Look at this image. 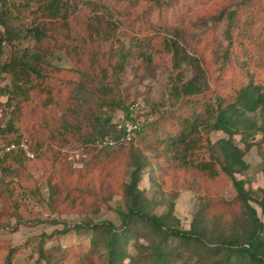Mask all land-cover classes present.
I'll use <instances>...</instances> for the list:
<instances>
[{
  "label": "rangeland",
  "instance_id": "obj_1",
  "mask_svg": "<svg viewBox=\"0 0 264 264\" xmlns=\"http://www.w3.org/2000/svg\"><path fill=\"white\" fill-rule=\"evenodd\" d=\"M40 1L0 0V38L4 39L0 58L6 60L24 51L39 53L48 75L41 84L44 91L39 87L30 93L29 100H22L19 95L23 94L19 93L18 99L6 106L7 96L0 97V149L8 140L22 136L29 138L33 148L41 152L34 153L32 160L0 165V260L14 249L11 264H35L39 247L50 255L70 246L77 247L80 259L91 246V229L61 231L66 225L88 221L120 225L119 210L126 208L123 194L115 188L127 179L132 157L141 151L156 161L153 167L159 164L162 167L153 172L154 179L146 168L138 181L147 197L149 212L160 215L170 211V221L181 229L190 228L198 210L211 230L218 215L224 216L218 229H229L233 219L239 222L242 206L227 176L211 178L207 172L195 171L180 174L173 166H167L163 157L156 160V154L138 141L113 151V172L107 177L109 166L103 172L102 167H95L94 177L89 175L83 180L78 191L66 192L72 186L67 170L91 168L93 162L103 164L95 160L99 156L97 150H82L80 142L73 139L63 144L58 132L63 120L75 126L76 138L91 131L87 119L92 120L97 114L101 97L89 92L101 85L103 74L109 89L107 100L122 103L124 107L133 100H141L138 114L142 122H151L169 109L168 86L175 72L172 54L164 42L168 30L171 37L177 29L173 38L178 41L180 51L191 57L183 63L186 77L193 75L200 65L211 94L221 93L231 82L236 87L238 78L247 72L261 79L264 77V0L248 2L245 7L239 5L243 0H59L60 9L53 19L45 16L46 11L37 10ZM238 6L244 9L242 32L230 43L227 13ZM42 21L41 27L48 37L37 40L27 29ZM61 31L71 35L65 45H59L64 39ZM121 47L130 50L133 56L122 58L120 54L125 53ZM140 51L145 53V61L134 59ZM116 63L121 69L113 68ZM6 84H10V76L2 73L0 86ZM112 106L104 108L110 121L100 124L103 130H109L123 110V106ZM262 111H247L246 115L264 125ZM165 116L168 120L170 115L165 113ZM201 133L206 134L204 130ZM206 136L209 142L205 138L203 158L213 154L221 162L217 141L227 134L209 131ZM233 139L242 150L246 143L250 144L243 155L247 168L234 175L245 182L254 199L264 198V132L248 135L245 140L241 134H235ZM250 204L263 219L260 207L254 201ZM135 227L127 248L138 258L136 241L146 245L152 241L153 234L148 233L145 238L141 233L145 234L146 228ZM108 234L109 229L102 227L97 238L103 239ZM189 254L184 249L172 264L194 262L195 256L189 258ZM96 263L101 262H95L93 257L84 262ZM137 264L147 263L137 259Z\"/></svg>",
  "mask_w": 264,
  "mask_h": 264
},
{
  "label": "trees",
  "instance_id": "obj_2",
  "mask_svg": "<svg viewBox=\"0 0 264 264\" xmlns=\"http://www.w3.org/2000/svg\"><path fill=\"white\" fill-rule=\"evenodd\" d=\"M251 1L254 0H243L239 5L245 7V4ZM60 3L59 0H41L37 5V10L46 11L45 16L53 19L58 15ZM243 14L244 9L240 10L239 6L227 13L228 28L226 32L230 43L235 39L237 40L240 32H242L241 20ZM42 25L43 21L29 27L27 31L35 36L37 40H41L48 37L41 27ZM61 32L64 39L59 45H65L70 40L71 35H68L67 32L64 34V31ZM177 32V29H175L173 35ZM8 33L9 30H6L5 34ZM170 33L171 31L168 30L164 37L166 48L172 54V68L175 72L168 86L170 107L166 109L167 111H162L153 121H143L140 129L136 132V136L124 145L133 146L136 141L140 142L142 146L149 147L156 154L154 155L156 160L163 157L166 160V162L164 161L166 165L173 166L180 174L195 171L198 173L207 172L211 178H216L219 175L227 176L236 192V200L242 206L241 220L238 222L233 219L230 222L229 229H218L224 222V216L218 215V221L214 220L213 229L211 230L204 223L207 220L203 217L202 211L198 210L193 216L190 228L181 229L170 221V211L160 215L149 212L147 197L144 195V189L139 187L138 181L146 168H148L147 172L150 178L154 179L153 172L162 167L160 164L153 167L152 165L156 161L153 162L141 151V153L137 152L138 154L133 155L130 164L131 170L127 179L121 181V184L118 185L119 189L115 188V191L123 194L126 208L125 211L119 210L120 225L116 226L107 221L100 223L88 221L75 223L72 226L65 224V230H62L61 233L66 232L69 228L75 230L81 228L88 230L90 228L93 236L91 246L87 248L80 259L77 255L76 246L58 250L50 255L46 253L43 247H39V255L35 264H77L79 262L84 264L92 257L95 262L100 261L99 264H137V259L147 264H172L183 254L184 249L189 250V258L193 256L196 258L194 262L189 264L199 262H203L202 264H264V198L254 199L251 191L245 188V182L234 175L235 172L247 168L243 155L250 144L246 143L245 150H242L235 144L233 139L235 134H241L243 140H245L248 135L264 132L263 124H258L255 119L246 115L247 111L264 110V77L259 79L258 75L247 72L238 78L239 81L236 87H233L231 82L224 87V91L221 93L211 94L212 92H208L210 89L208 80L205 79L204 71L200 65H197L193 75L186 77L183 63L188 62L191 57L180 51L178 41L173 38V35L169 37ZM136 38L138 40L142 39L140 37ZM3 40L1 37L0 56L3 52ZM7 40L10 41V37ZM54 41L58 42L57 39ZM131 44L133 43L131 42ZM121 52L125 53L124 55L120 54L122 58L133 56L130 50L124 51L122 47ZM134 59L145 61V53L140 51ZM41 62L42 58L39 53H30L29 51H24L19 56L11 55L6 60L0 58V75L4 73L10 76V84L0 86V97L7 96L4 103L6 106L12 100L18 99L19 93L23 94L19 95L22 96V100H29L30 93L38 91L39 87L42 92L44 91L41 84L47 80L48 75L43 69L44 64ZM119 66V63H116L113 68L121 69ZM105 77L106 75L103 74L100 80L101 85L94 87L89 92H95L93 95L101 97L97 105V114L92 120L86 118L91 131L76 138L77 132L74 125L67 124L63 120L60 126L58 138L65 142L63 144L68 143L69 139L79 141L82 150H97L99 156L95 160L103 164L99 166L93 162L91 168L67 170V175L71 178H69L71 180V184H69L72 186L67 187L68 191L66 190V192L78 191L83 180L87 179L89 175L94 177L92 174L96 169L95 167H102L100 171L103 172L109 166L105 177L111 174L113 172V151L124 146H96V143L105 137L117 138L122 134L116 129L115 123H111L109 130H103L100 127L103 121H110L108 117H105L106 109L104 108H113L112 105L123 106L122 103L113 104V102L107 100L109 89L108 84L104 83ZM46 92L48 93L49 90H46ZM1 103L0 101V105ZM122 108L125 111L127 106L125 105ZM262 112L264 113V111ZM165 113L170 115L168 120ZM202 130L206 134L209 131H221L227 134L226 138H220L217 141V147L223 157L221 162L213 154H210L207 159L203 158L205 153L201 152V149L205 152L204 140L206 138V141L209 142V139L206 134L201 133ZM21 137L12 138L5 144L18 142ZM25 138L30 150L35 154H40L41 152L37 148H33L29 138ZM209 148L211 149V146ZM206 152H209V150ZM23 159H28L25 153L19 148L13 149L0 157V165L7 166L8 163L21 162ZM92 166L94 167L92 168ZM251 201H254L260 207L263 219L260 218L256 209L250 204ZM137 225L146 228V233H141L145 238H148L146 234H153L150 238L152 241L148 242V245L136 241V247H138V253H140L138 258L130 253L127 248V241ZM102 227H107L109 234L103 239H99L97 238V231ZM82 249L85 250L86 248ZM13 251L14 249L10 250L3 260H0V264H11ZM77 260L79 261L77 262Z\"/></svg>",
  "mask_w": 264,
  "mask_h": 264
},
{
  "label": "built area",
  "instance_id": "obj_3",
  "mask_svg": "<svg viewBox=\"0 0 264 264\" xmlns=\"http://www.w3.org/2000/svg\"><path fill=\"white\" fill-rule=\"evenodd\" d=\"M142 104L143 103L141 100L136 99L127 105L125 111L122 110L119 113V116L117 117L116 121H114V123L116 129L122 133L120 137H105L103 140L98 141L96 146H120L126 144L128 141H131L136 136V132L140 129L142 124V120L138 114ZM17 148L21 149L27 158L32 159L34 157V152L30 150L25 137H21L18 142H10L8 144L2 145L0 149V157L6 152Z\"/></svg>",
  "mask_w": 264,
  "mask_h": 264
}]
</instances>
